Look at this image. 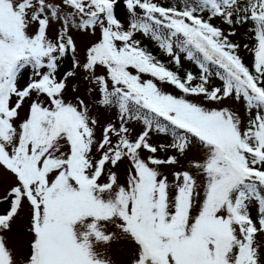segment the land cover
<instances>
[{"label": "snow or ice", "instance_id": "snow-or-ice-1", "mask_svg": "<svg viewBox=\"0 0 264 264\" xmlns=\"http://www.w3.org/2000/svg\"><path fill=\"white\" fill-rule=\"evenodd\" d=\"M115 246L264 264V0H0V264Z\"/></svg>", "mask_w": 264, "mask_h": 264}, {"label": "rangeland", "instance_id": "rangeland-1", "mask_svg": "<svg viewBox=\"0 0 264 264\" xmlns=\"http://www.w3.org/2000/svg\"><path fill=\"white\" fill-rule=\"evenodd\" d=\"M139 38L142 39L143 43L149 42V46L152 47V43L149 40H146L143 37H139ZM152 48H154V47H152ZM158 56L162 61H165V62H167L169 59L168 57H166L165 55L160 53L159 50H158ZM169 66L171 67V65H169ZM185 68L190 69L194 73L198 71L197 67L194 64H192L191 62H187V61H185ZM169 90L171 91L172 89H169ZM176 94L179 95L180 93L176 92ZM110 119L111 120L116 119V111L115 110H113L112 112L109 113L108 111H106L104 109H99V120H100L101 125L105 124ZM136 131L137 132L140 131L139 125L136 126ZM19 238L23 239V230H22ZM111 255H112V258L117 261V264H129V261L131 259L130 255L127 254L126 250L122 246H115L111 250Z\"/></svg>", "mask_w": 264, "mask_h": 264}, {"label": "trees", "instance_id": "trees-1", "mask_svg": "<svg viewBox=\"0 0 264 264\" xmlns=\"http://www.w3.org/2000/svg\"><path fill=\"white\" fill-rule=\"evenodd\" d=\"M143 44L147 45L149 48L151 47V46H149V42H144ZM152 47H154V48H152ZM152 47L150 48L151 51L154 54L158 55V49L153 44H152ZM181 75H183V72H181ZM146 78H148V77H146Z\"/></svg>", "mask_w": 264, "mask_h": 264}]
</instances>
